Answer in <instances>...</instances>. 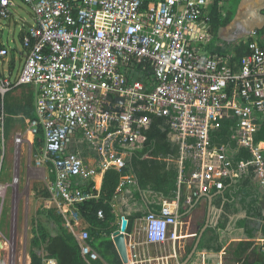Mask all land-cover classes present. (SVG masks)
Listing matches in <instances>:
<instances>
[{"label":"built area","instance_id":"1","mask_svg":"<svg viewBox=\"0 0 264 264\" xmlns=\"http://www.w3.org/2000/svg\"><path fill=\"white\" fill-rule=\"evenodd\" d=\"M227 1L0 0V21L19 24V47L0 43V177L7 98L26 90L33 119L13 136V146L26 147L43 209L61 218L85 264L107 262L91 246L78 206L98 199L107 171L125 169L152 118L167 121L178 147L177 190L173 200L160 201L157 213L135 220L130 232L127 221L126 264H180V204L223 192L226 181L250 171L264 193V140L255 141L264 125V35L249 32L238 62L210 51L212 13ZM22 10L29 22L19 16ZM222 122L234 149L211 142ZM239 149L250 158L235 164ZM185 160L193 169L184 197ZM17 183L14 177L11 185ZM11 185L0 183V214ZM97 217L103 218L101 210ZM41 264L56 263L42 257Z\"/></svg>","mask_w":264,"mask_h":264},{"label":"trees","instance_id":"2","mask_svg":"<svg viewBox=\"0 0 264 264\" xmlns=\"http://www.w3.org/2000/svg\"><path fill=\"white\" fill-rule=\"evenodd\" d=\"M240 0H228L217 12L214 9L211 18V33H216L220 28L228 26L236 14ZM221 12L223 14L221 15ZM264 15V12L262 13ZM259 35H264V25L258 30ZM247 53L245 44L234 49L233 61H239ZM10 94L7 98L6 135L8 134L9 116L18 115L24 125L33 119L32 95L29 91L22 93L18 105H12ZM145 140L139 151L133 152L126 161V167L120 173L107 171L104 174L101 189L97 200L87 201L78 206L81 218L86 224L89 242L93 249L107 262V264H122L111 241V235L117 230L114 225L113 196L121 178L131 176L134 186L130 189L135 201H143V194L151 193L158 198L173 200L177 190L179 157L178 147L169 140V126L162 118H152L150 126L141 131ZM212 143L228 145L235 148V143L230 141L229 128L226 122L210 135ZM264 140V125L255 135V141ZM249 155L245 150L239 149L233 157L236 164L248 161ZM183 172H191L193 167L189 160L183 163ZM254 175L248 172L235 183L225 182L222 195L215 197L212 208L220 210L218 216L211 211L210 225L203 232L196 252L205 251L212 255L220 253L225 242L220 239V233H229L232 230L242 229L245 238L252 240L258 233L264 238V214L260 207L261 193L253 185ZM215 194V191L212 192ZM102 211L103 218L97 217V212ZM154 205L147 206L142 212L127 218L130 232L132 223L136 218H141L149 213H157ZM244 213V217L237 219L233 225L229 223L231 214ZM54 232H51V231ZM31 239L27 246L29 264H41L42 257L52 259L56 264H85L80 257L79 248L73 237L63 227L60 217L53 211H46L40 204L30 219ZM199 232V231H198ZM195 233L194 241L198 235ZM192 244L188 247L182 261L191 251ZM252 242H240L233 251V260L236 264H264V253H259L254 248L252 263L245 257L251 248Z\"/></svg>","mask_w":264,"mask_h":264},{"label":"rangeland","instance_id":"3","mask_svg":"<svg viewBox=\"0 0 264 264\" xmlns=\"http://www.w3.org/2000/svg\"><path fill=\"white\" fill-rule=\"evenodd\" d=\"M249 12L253 13V10L251 9ZM254 13L257 21L261 19L263 25L264 15L261 12ZM19 16L29 22V17L25 10L20 11ZM246 25V28L250 27L248 23ZM18 30L19 24L13 25V22L8 24L7 22L0 21V43L8 47H19ZM237 35L238 31L236 30L226 32L224 29H219L213 38L212 48L215 51L230 54L233 51L234 45L245 36L241 34L237 38ZM23 92L26 93V90L17 91L11 95L12 105L15 106L20 103ZM9 120L8 143L5 159L2 164L0 183L11 185L14 177L18 179V183L11 185L7 189L0 214V264H29L27 246L31 239L30 219L34 215L36 208L40 204L42 205V185L32 168L33 165L30 168L28 167L26 147L15 148L13 146V136H17L24 128V125L20 121V116L17 114L12 117L9 116ZM32 159L33 156H31V161ZM51 232L54 231L52 230ZM189 243L190 241L186 242V245H189ZM259 251L261 252L260 249Z\"/></svg>","mask_w":264,"mask_h":264},{"label":"crops","instance_id":"4","mask_svg":"<svg viewBox=\"0 0 264 264\" xmlns=\"http://www.w3.org/2000/svg\"><path fill=\"white\" fill-rule=\"evenodd\" d=\"M249 5L251 6L253 13L249 12L251 10ZM254 12H258V13L261 12V14L264 12V0H240V4L237 8L236 14L232 22L228 26L224 28H220V29H224L226 32L233 31V30L238 31V35L236 36L237 38L241 34H244L245 36L243 37L242 40H239L234 45L233 51L230 54L227 52L215 51L212 48L214 39H212L211 41L209 50L212 51L213 53L233 57L234 49L237 46L244 44L249 32L251 30L258 31L264 25V23L262 25L261 19H258L257 21V17ZM247 23L250 25L249 28H246ZM216 33L213 34V38ZM189 173L190 172H186V173L183 172V177H182L183 183L181 185L182 186L181 190H182V195L184 197L189 194V190L186 184ZM178 177H179V169H178ZM177 181H178V178H177ZM120 182L123 183L122 191L120 194H118L117 199L114 200V205H113V213L115 215L114 225L117 226V228H118V223L122 221L123 217L127 219L128 217L132 215L142 212L147 206L152 207L155 205L159 210V204L163 198H158L157 196H154L151 193H146V194H143V201H135L133 195L130 192V189L134 186V180L132 179V177L131 176L123 177L121 178ZM220 193L221 194L215 192V194H212L211 192L208 195L213 197L212 198V201H213L215 197L223 194V192H220ZM212 201H211V211L213 212L214 216H218L220 213V210L212 208ZM263 206H264V193H261L260 207L262 208L263 214H264ZM207 207H208V200L205 199L204 197H201L198 201L195 200L191 205H185L184 203H182L179 206V211H178L179 221L181 223L182 233L184 235V238L181 241V245L183 248L180 252L181 254L180 263H182L185 260L184 259L182 261V258L185 255L188 247L194 241L195 233L198 231L200 232V230L205 225ZM210 217H211V212H210ZM243 217H244V213L231 214L228 217L230 225H233L237 219H241ZM138 219L140 218H136L135 220H138ZM209 225H210V219H209ZM220 239L225 242V245L220 253L216 255L215 254L212 255L205 251L196 252L188 264H236L235 261L233 260L232 254L237 244L240 242H252L253 243L251 248L245 254V257H249V262L252 263L254 260L253 249L255 248L257 252L260 253L259 251L260 245H262V242H263L262 240H264V238L261 236L260 233L256 235L255 239L248 240L245 238V235L242 229L232 230L229 233L221 232ZM189 241H190L189 245H186V242H189Z\"/></svg>","mask_w":264,"mask_h":264},{"label":"water","instance_id":"5","mask_svg":"<svg viewBox=\"0 0 264 264\" xmlns=\"http://www.w3.org/2000/svg\"><path fill=\"white\" fill-rule=\"evenodd\" d=\"M219 194H221L219 192ZM202 197H204L205 199L208 200V207H207V211H206V219H205V225L203 226V228L200 230L195 243L190 251V253L187 255V257L185 258V260L180 263V264H188L190 262V260L192 259V257L194 256V254L196 253L198 244L200 242L201 236L203 234V232L208 228L209 226V219H210V212H211V201H212V196L205 194ZM126 226H127V220L125 218L122 219L121 224H120V229L113 232L112 233V238L111 241L113 243V246L116 250V253L121 261L122 264H126L127 263V255H126V247H125V238H124V233L126 231Z\"/></svg>","mask_w":264,"mask_h":264}]
</instances>
